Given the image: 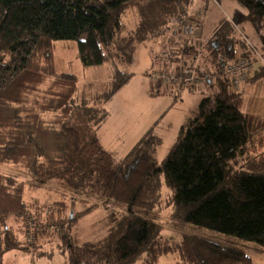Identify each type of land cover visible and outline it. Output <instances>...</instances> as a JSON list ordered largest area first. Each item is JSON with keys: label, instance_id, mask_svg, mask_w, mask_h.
Returning a JSON list of instances; mask_svg holds the SVG:
<instances>
[{"label": "trees", "instance_id": "obj_1", "mask_svg": "<svg viewBox=\"0 0 264 264\" xmlns=\"http://www.w3.org/2000/svg\"><path fill=\"white\" fill-rule=\"evenodd\" d=\"M191 1L0 0V164L25 174L20 178L0 171V264L11 250L31 259L51 260L59 254L67 264H251L241 249L196 234L183 235L174 246L166 244L160 224L148 216L159 207L162 184L169 191L172 220L264 247V117L245 109L244 93L251 87L230 91L225 74L196 85L194 91L201 93L196 110L181 124L161 161L156 154L162 138L152 128L122 156L99 139L108 114L101 103L112 99L133 74L127 65L140 44L167 37L143 72L150 95L168 91L160 90L163 84L152 75L171 66L177 67L173 72L191 70L201 77L203 68L220 67L218 57L228 64L237 51L251 59L238 25L252 30L264 53V0H232L230 17L198 42H204L201 47L190 39L194 27L189 35L180 32L192 18ZM129 11L140 19L126 29L123 16ZM54 40H74L82 66H110V79L96 101L79 98L74 74L54 70ZM194 58L198 68L191 64ZM255 66L250 78L258 76V82L264 64ZM168 89L177 95L175 88ZM29 178L34 187L50 182L66 192L34 210L43 205L64 208L66 201L76 202L78 193L112 200L119 208L109 214L103 236L80 243L75 242L76 221L96 203L75 213L71 209L65 229L52 232L58 254L42 250L34 240L45 227L34 230L36 238L26 244L7 225L12 218L23 226L32 215L33 207L23 197Z\"/></svg>", "mask_w": 264, "mask_h": 264}, {"label": "rangeland", "instance_id": "obj_2", "mask_svg": "<svg viewBox=\"0 0 264 264\" xmlns=\"http://www.w3.org/2000/svg\"><path fill=\"white\" fill-rule=\"evenodd\" d=\"M235 8V3L232 0H192L188 6V11L192 17L186 21L188 24L194 27V33L190 39L196 41L205 40L211 36L214 31L218 28L219 21L230 16ZM140 16L137 12H128L123 16V21L126 29L134 28L135 24L139 22ZM177 26L171 30V34L174 35L177 30ZM237 34L241 36L248 44L251 49L252 58H247L239 55L236 51L233 60L229 63H235L238 58H244L245 63L252 66L248 71V75L245 80L241 82L238 89L241 88L243 83L248 79L249 74L253 72L256 64H264V53L259 49V40L254 35L251 29H246L240 25L235 27ZM246 29V30H245ZM166 35L161 36L156 42H145L140 44L135 51L134 57L131 62L127 65V71L130 70L133 74L129 80L112 96L108 102L101 103L108 114L105 121L99 127L101 132V144L104 148L116 152L117 156H122L128 152L133 141L136 139V133L142 131L143 127L149 129L152 128L154 131L161 136V144L157 147V160L161 161L167 154L169 148L172 146L179 127L182 124V117L184 115L190 116L197 107V103L201 97V93L194 91L198 89L196 85L195 72L193 80L187 83L178 82H167L160 86V90L167 88V92L159 95H150L147 91V85L142 86L145 83L144 70L147 69L154 55H159L161 52V44L166 41ZM204 46V42L198 43ZM53 67L56 72H69L76 76L78 80V96L79 98L88 99L89 101H96L99 95L104 91V87L108 84L110 79V66L108 64H102L99 66H82L77 53V46L74 40H54L53 48ZM193 59V57H192ZM220 67H213L209 70V67L205 70H201V77H197V84L206 82V78L202 76H209L216 78V74L220 69L224 68L227 64L223 63L222 57L217 58ZM222 63V65H221ZM192 66L196 64V61L192 62ZM160 65V60H156L155 66ZM196 65L194 68H198ZM175 65L166 69L167 72L175 71ZM180 71V70H178ZM182 71V69H181ZM207 74V75H206ZM258 77V76H257ZM213 80V79H212ZM156 81L159 82V79ZM259 81L264 83V74ZM144 82V83H143ZM204 85V84H203ZM151 87H157L156 84ZM175 88L177 95L169 93L168 88ZM182 87V88H181ZM177 88H180L179 90ZM155 90V89H154ZM237 90V89H236ZM180 91V92H179ZM179 92V93H178ZM245 92V91H244ZM251 95V90H247L244 96ZM258 96V94H257ZM248 99H245V105ZM246 110H249V106H245ZM253 112V111H252ZM172 119L169 121L168 119ZM100 134V133H99ZM135 137V138H134ZM134 138V139H133ZM133 139V140H132ZM0 171H6L8 173L16 174L20 178L24 172L18 169H14L7 164H0ZM25 175V174H24ZM26 181L24 200L33 207L32 215L30 218L25 216L24 223L22 225H16L12 218L7 220V225L14 231L23 242H32L36 237L32 232L36 229L45 230L41 231L43 234L37 236L34 240L40 242L41 249L50 252H59L60 249L56 247V237L52 232H59L64 230L67 226V215L72 216L71 209L75 212L83 209L86 205L96 203L92 211L88 212L85 216L77 219L75 235L76 243L85 241H96L98 238L104 235L107 227L110 215L113 212H117L119 205L114 203L112 200L103 198H97L91 194L78 193V199L76 202L71 204L66 201V206L62 208L61 205L53 206L52 208L42 206L41 209L34 210L40 203L50 204L52 201L61 198V193L66 194L64 188L58 187L53 183H44L34 187V182ZM162 193L159 195L160 204L157 210L148 213V216L155 219L161 226L162 240L170 245L174 246L183 239L185 234H196L200 237H205L221 243H226L244 251L250 258L251 264H264V247H260L252 242H247L234 237L225 236L216 232L208 231L206 229L198 228L189 224H184L171 219V208L167 205V195L169 191L165 184L161 187ZM84 198L85 202L80 198ZM49 208V210L47 209ZM61 208V209H60ZM60 209L62 215H59L57 210ZM64 209V210H63ZM38 210V211H37ZM58 213V214H57ZM72 214V215H71ZM48 216H51L47 218ZM29 219V220H28ZM63 223L61 225V222ZM73 220L71 219L69 223ZM47 224H53L48 226ZM35 226V227H33ZM27 228V229H26ZM71 232L74 231V224L71 226ZM40 233V232H38ZM30 234V236H29ZM32 235V239H31ZM30 237V240L27 237ZM173 248V247H171ZM18 251H8L2 258V264H43V260H46V264H67L64 256L54 255L53 259L42 257L39 259H31L27 255H20Z\"/></svg>", "mask_w": 264, "mask_h": 264}, {"label": "built area", "instance_id": "obj_3", "mask_svg": "<svg viewBox=\"0 0 264 264\" xmlns=\"http://www.w3.org/2000/svg\"><path fill=\"white\" fill-rule=\"evenodd\" d=\"M193 31V26L190 24L185 23L184 25L181 26L180 32L184 35H189ZM195 57V56H194ZM196 57H198V54H196ZM197 62V58H194ZM244 58H238L235 63H229L227 64L224 68L219 71L216 76L220 74H225L228 77V88L230 91H235L239 84L245 80V77L248 75V71L251 69L252 66H248L245 63ZM195 66V65H194ZM215 75H212L211 77L209 76H204V78H212ZM154 80L159 79V82L161 84H166L167 82H173V83H187L188 81H192L194 74L193 71L191 70H183V71H177V72H167V71H162V72H155V75H152ZM196 81V85L198 78H194ZM195 85V86H196Z\"/></svg>", "mask_w": 264, "mask_h": 264}, {"label": "crops", "instance_id": "obj_4", "mask_svg": "<svg viewBox=\"0 0 264 264\" xmlns=\"http://www.w3.org/2000/svg\"><path fill=\"white\" fill-rule=\"evenodd\" d=\"M229 17L230 16L227 15L226 18H229ZM254 72L255 71H253V72H251L249 74V78H248L249 80L247 82H244L243 85H242V88H246V89H249L250 87L252 88L251 89V95H249L248 97L245 96V99H248L247 104L245 106H249V110H248L249 112H252L253 111L255 113H258L261 117H264V83L262 81L261 82L260 81L256 82L259 77L258 78L256 77L253 80L250 78L251 76H253L255 74ZM144 79H145V83L143 82L144 84H142V86L147 85V91H148L150 84L146 80L145 76H144ZM247 87H249V88H247ZM257 94H258V96H257ZM187 116L184 115L182 117V120H183L182 121V124L185 121V119H186ZM168 120L171 121L172 119L169 118ZM141 130L142 131H138L136 133V139L133 142H135L139 138V136H141L142 133L147 130V128L143 127ZM155 131L157 132V130H155ZM98 135H99V139H100L101 138V132H99V130H98ZM100 142H101V139H100ZM19 253H20V255H24V254L26 255V253H22V252H19ZM46 263H47V261L46 260H43V264H46Z\"/></svg>", "mask_w": 264, "mask_h": 264}]
</instances>
